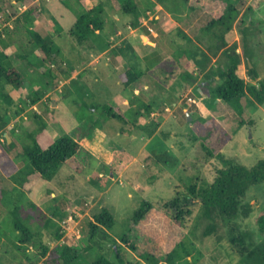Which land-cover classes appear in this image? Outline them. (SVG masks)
Masks as SVG:
<instances>
[{
  "label": "rangeland",
  "instance_id": "rangeland-1",
  "mask_svg": "<svg viewBox=\"0 0 264 264\" xmlns=\"http://www.w3.org/2000/svg\"><path fill=\"white\" fill-rule=\"evenodd\" d=\"M128 1L138 8L136 14L125 13ZM186 1L199 10L198 19L203 21L208 16L219 18L229 4L238 10L236 28L244 34L237 42L238 51L249 56L243 59L246 82L257 87L264 82V0ZM97 5L104 6L105 29L100 34L104 39L115 35V28L129 33L137 24L134 41L141 45L137 55H142V71L151 77L152 70L158 68L165 74L178 72L180 78L187 73L197 80L192 84L181 79L188 88L179 96L177 110L170 100L169 111L163 109L152 116L144 111L148 96L140 97L132 108L122 103L123 90L137 98L121 82L126 60L117 61L111 49L122 40L113 42L111 56L99 51V42L79 44L72 34L78 16ZM196 20L182 1L0 0V54H7L4 64L23 76L20 86H5L8 96L0 101V264H47L48 255L66 245L79 249L72 264H93L102 256L114 264H149L143 259L147 254L154 256L157 264H242L243 251L231 243L232 235L242 237L246 248L264 241L257 226V218L264 213V183L246 192L240 201V215L232 222L208 220L197 205L180 228L161 210L165 202L192 184L201 188L214 182L224 164L209 157L208 151L213 152L219 138L225 141L221 150L225 159L249 168L264 159V104H250L247 98L235 106L213 102L200 88L206 74L198 73L193 58L202 59L211 41L204 30L185 24ZM29 28L52 43L56 53L51 59L42 63L44 57L35 50ZM154 60L158 65L150 67ZM248 65L255 67L259 79L247 76ZM212 67L216 69L218 64ZM191 86H196L195 91H188ZM107 104L121 109L130 121L137 112L142 118H135V127L110 119L102 112ZM90 122L93 127H86ZM207 122L213 124L211 134ZM154 124L158 127L152 132ZM42 129L53 140L70 136L87 145L76 162L63 165L51 181L22 189L8 175L24 165L23 148L32 145ZM112 145L126 152L118 159L116 170L103 165L102 156L94 151L114 152ZM153 152L169 154L175 164L154 186L140 190L138 186L148 182L144 174L147 178L156 174L145 167L146 155ZM145 200L154 208L136 226L131 219ZM16 205L33 234L30 241H24L15 228L12 212ZM102 207L113 215L114 226L104 230L107 239L103 248L86 251L89 221ZM123 235L135 245L134 251L122 244ZM45 248L48 251L42 256Z\"/></svg>",
  "mask_w": 264,
  "mask_h": 264
},
{
  "label": "trees",
  "instance_id": "trees-1",
  "mask_svg": "<svg viewBox=\"0 0 264 264\" xmlns=\"http://www.w3.org/2000/svg\"><path fill=\"white\" fill-rule=\"evenodd\" d=\"M83 1V0H79ZM167 1H182L183 5L188 11L193 12L197 18L196 21H187L185 24L193 25L204 30L211 41L207 52L201 54L202 59L195 58L194 62L200 72L207 70L206 78L200 84L203 93L213 98V102L221 100L231 106H235L240 100L247 98L250 104L263 105L264 104V82L260 85H248L246 82V75L243 68V59L249 58L248 54H241L238 52L239 45L237 37L240 35L236 28V20L238 10L229 4L226 11L219 18L208 16L207 21L198 19L199 10L195 7L187 5L186 0H157L159 4H164ZM125 13L136 14L138 8L132 1H128L124 6ZM104 6L97 5L96 7L87 10L78 16L76 23L72 29V34L79 44H84L88 41L99 42V51H105L113 46L112 42H105L100 34L105 29L103 21ZM137 24L134 25V27ZM62 30L61 27H57ZM246 27V31H247ZM244 31V30H243ZM245 31V32H246ZM29 33L32 37L35 50L39 51L45 59H51L55 55V50L52 43L38 32L29 28ZM241 41V39H240ZM112 52L116 56H122L126 60L127 67L125 72L121 75L122 85L126 89L137 91L139 95L149 96L152 92L155 94L150 98L149 103L145 105L144 111L147 113L159 111L161 114L165 109V98H163L158 89L160 83L152 79L146 72L142 71L139 62L140 58L127 42H123L118 46L112 48ZM224 62H222V59ZM7 55L0 54V101L8 96L5 93V86L15 85L20 86L23 83V76L16 68H8L4 61ZM216 59V66L214 69L213 60ZM160 60V59H159ZM158 60H154L150 64L153 67ZM227 65V67H225ZM247 76L252 80L259 79V75L255 67H249ZM162 89L161 87H159ZM161 97V99L159 98ZM165 99V100H164ZM35 103V101H33ZM103 113L110 119L118 120L127 125L135 127V120L130 121L125 113L118 107L112 105H105L102 109ZM162 111V112H161ZM139 116L141 114L138 112ZM212 123L207 122L208 134H211ZM86 127H93V122L88 123ZM158 127L154 124L152 132ZM208 137L206 140H208ZM218 138V137H217ZM8 141L6 140V143ZM213 142V141H212ZM225 141L219 138L213 145V152L208 151V156L211 158H218L224 164V168L218 171V174L212 184H205L201 188L197 184L189 186L183 194L179 193L174 199L165 202L161 206L162 212L171 220V222L180 227H185L187 219L192 217L195 207L199 205L202 208L204 218L213 220L215 222H232L240 215V201L245 197L246 192L253 186L264 183V159L258 161L252 167H246L238 162L230 159H225L221 153ZM11 144L10 147H14ZM83 141H76L73 137L63 136L57 140H53L42 129L39 134L33 138L32 145L23 148V154L26 156V162L17 170H12L8 175L22 189L35 185L38 181H51L63 165L76 162L83 152ZM203 148H207L205 145ZM115 151L106 152L102 156L103 165L118 164V159L124 155L121 147L112 145ZM171 157V156H170ZM169 154H148L145 157L146 168L154 169L156 174L145 176L148 182L145 186H138L140 190H146L154 186V184L166 176L168 167H172L175 161L170 159ZM164 165V166H163ZM157 170V172H156ZM198 200H200L198 202ZM154 208L153 203L143 201L141 207L136 211L131 219L134 225L140 224L149 212ZM20 208L16 205L12 214L14 215V224L17 232L21 234L24 241H30L33 237L31 230L24 225L19 215ZM249 215V210L244 212ZM114 226V217L106 207H102L101 211L93 216L89 221L88 231V245L84 248L86 251L101 245L107 239L105 229L111 230ZM258 230L264 235V213L257 218ZM58 239L61 235H58ZM231 243L235 246H240L243 251L242 264H264V241L252 248H246L242 237L232 235ZM122 244L128 246L129 249L135 250L136 247L129 241V237L123 235L121 239ZM58 252H53L46 258L47 264H72L78 258V247L63 246L58 249ZM48 248H45L42 256H46ZM117 256H121L117 253ZM170 258V255L168 259ZM143 259L149 264H157V260L152 255H143ZM93 264H114L104 256L99 257Z\"/></svg>",
  "mask_w": 264,
  "mask_h": 264
},
{
  "label": "crops",
  "instance_id": "crops-1",
  "mask_svg": "<svg viewBox=\"0 0 264 264\" xmlns=\"http://www.w3.org/2000/svg\"><path fill=\"white\" fill-rule=\"evenodd\" d=\"M90 9H92V8H89V10ZM116 20L117 21H119L120 20V18H119V16H116ZM117 24V23H116ZM139 25V24H138ZM190 27H193V25L191 26V25H189ZM138 27V26H137ZM136 26L134 27V26H132L131 28H132V31L131 32H129V33H122V31L119 29V28H115V35H113V33L111 34V35H106L105 36V39L103 38V35H101V37L104 39V41L105 42H116V41H121L122 40V43L123 42H127L128 44H130L131 45V47L134 49V51L136 52V54H138L139 53V48H140V46L141 45H137L136 43H135V41L134 40H136V38H137V30H138V28H137ZM189 27V28H190ZM195 29H196V27H195ZM197 30V29H196ZM158 31H160V30H158ZM113 35V36H112ZM146 37H144L143 38V40L145 39ZM240 41V38L239 37H237V42H239ZM110 49V48H109ZM112 49V48H111ZM111 49L110 50H105L104 52H103V54H111V56L113 55V53L111 52ZM113 50V49H112ZM239 52V51H238ZM240 53V52H239ZM7 55V54H6ZM114 56V55H113ZM140 56H142V55H140ZM140 56H138L139 58H141ZM116 58V60L117 61H119V62H123V58H122V56H116L115 57ZM160 61V60H159ZM215 62H216V59H214L213 60V65L215 64ZM140 63V62H139ZM158 64H156L155 66H157ZM126 67H127V63H126ZM184 67H187V63H184ZM117 69V68H116ZM153 69V68H152ZM155 69H153L152 70V75L154 76H151V78L152 79H154L156 82H158V83H160V86L159 87H161L162 89H160L159 87L158 88H153V90L155 91V90H157L158 89V91H159V93H161V95L160 96H164L163 98H165L164 100H165V109L167 110V111H169L170 109L168 108V102L170 101V100H174L173 102H172V105L174 106V109H178L179 108V106H180V103H179V101L180 100H178V98H179V96L180 95H182L183 94V92H185V90L188 88L187 86H188V83L187 82H182L181 81V79H184V78H186V79H188L192 84L193 83H197V80L196 79H194V77H192L191 75H188L187 73H185L184 74V77L183 78H180V76L178 77V74H176V73H178V72H176V73H174V74H165V72L164 71H162L161 69H158L157 68V70L156 71H154ZM199 71V70H198ZM198 73H200V74H205V72H198ZM195 74H197V72L195 73ZM161 79H164V81L166 80V82H164V81H161ZM167 83H169V84H167ZM196 86H191L189 89H188V91H195V88ZM123 92H124V94L122 95L123 96V99H122V103H125V106L126 107H128V106H131L130 108H132L133 106H134V102L135 101H137L140 97H144V95L142 96V95H139L138 93H137V91H134L135 93V96H137V98H135L134 97V95H131L130 96V94L128 93V91H124L123 90ZM155 96V94L152 92L149 96H148V100H150V98H153ZM160 99H161V97H159ZM192 101V100H191ZM149 102V101H148ZM148 104V103H147ZM110 105V104H109ZM112 105V104H111ZM113 106V105H112ZM199 108H200V105H199ZM152 114V116H155V115H159L160 113L159 112H152L151 113ZM135 117L133 118V120H135V118L137 119V120H140L142 117L141 116H139V114H138V112L134 115ZM128 118V117H127ZM133 138H135L134 136L132 137V139ZM83 145L85 146V145H87V144H85L84 142H83ZM111 148V147H110ZM111 150V149H110ZM94 151L97 153V154H99V155H101V156H103V154H105L106 152H108V151H106V150H101V151H99V150H97V149H95L94 148ZM124 151V150H123ZM124 156H126V152L124 151V155L123 156H121V157H124ZM128 156V155H127ZM106 166H111L112 168H113V170H116L120 165H118V164H113V165H106ZM117 172H118V170H117Z\"/></svg>",
  "mask_w": 264,
  "mask_h": 264
},
{
  "label": "water",
  "instance_id": "water-1",
  "mask_svg": "<svg viewBox=\"0 0 264 264\" xmlns=\"http://www.w3.org/2000/svg\"><path fill=\"white\" fill-rule=\"evenodd\" d=\"M187 120L188 121H191L192 120V117H191V114L190 113H187ZM7 141H8V143L10 142L9 138L7 139Z\"/></svg>",
  "mask_w": 264,
  "mask_h": 264
}]
</instances>
